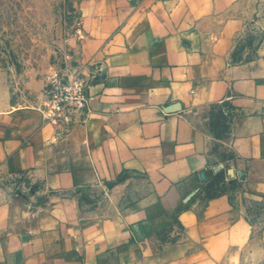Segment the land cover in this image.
I'll return each instance as SVG.
<instances>
[{
    "label": "crops",
    "instance_id": "obj_1",
    "mask_svg": "<svg viewBox=\"0 0 264 264\" xmlns=\"http://www.w3.org/2000/svg\"><path fill=\"white\" fill-rule=\"evenodd\" d=\"M73 5L84 119L0 79V264H264V0Z\"/></svg>",
    "mask_w": 264,
    "mask_h": 264
},
{
    "label": "rangeland",
    "instance_id": "obj_2",
    "mask_svg": "<svg viewBox=\"0 0 264 264\" xmlns=\"http://www.w3.org/2000/svg\"><path fill=\"white\" fill-rule=\"evenodd\" d=\"M76 21L73 0H0V79L14 107L42 108L43 84L75 66L67 38ZM18 180L0 174V193L16 191Z\"/></svg>",
    "mask_w": 264,
    "mask_h": 264
},
{
    "label": "built area",
    "instance_id": "obj_3",
    "mask_svg": "<svg viewBox=\"0 0 264 264\" xmlns=\"http://www.w3.org/2000/svg\"><path fill=\"white\" fill-rule=\"evenodd\" d=\"M87 83L83 71L73 66L51 75L43 89L46 100L40 111L44 119L67 124L82 121L89 111Z\"/></svg>",
    "mask_w": 264,
    "mask_h": 264
}]
</instances>
